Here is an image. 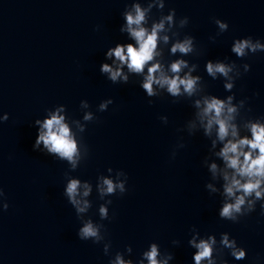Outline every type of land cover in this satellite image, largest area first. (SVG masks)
Returning a JSON list of instances; mask_svg holds the SVG:
<instances>
[{"label": "water", "instance_id": "obj_1", "mask_svg": "<svg viewBox=\"0 0 264 264\" xmlns=\"http://www.w3.org/2000/svg\"><path fill=\"white\" fill-rule=\"evenodd\" d=\"M128 2L0 0V114L10 113L0 122V186L9 201L7 210L0 209V264H108L102 242L78 237L80 220L63 187L67 171L95 184L109 166L129 174V191L113 195V218L104 221L113 254L132 244L135 259L156 240L162 250L175 253L173 264H193L188 239L195 225L201 234L215 232L218 238L228 231L248 248L243 260L226 255L230 264H264L259 204L239 222L225 220L218 215L222 198L205 187L211 177L202 161L210 141L183 127L194 112L190 101L167 93L148 97L136 77L114 84L99 71L107 47L127 39L119 26ZM168 7L177 9V18L190 17L181 34L197 38V51L187 58L199 63L207 90L229 94L222 79L206 73L207 59L247 61L251 70L232 91L237 99L251 97V111L246 106L242 112L264 114V52L243 58L231 52L236 36L264 37V0H168L165 12ZM214 17L228 20L230 27L212 40L218 31ZM107 97L114 103L97 112L99 120L87 122L83 137L90 155L76 170L33 149L38 127L33 121L47 108L63 103L71 115L82 117L81 99L96 110ZM161 115L169 117L167 123ZM181 138L185 146L173 158ZM90 199L87 215L99 220L102 201L95 190ZM174 239L180 244L173 245Z\"/></svg>", "mask_w": 264, "mask_h": 264}, {"label": "clouds", "instance_id": "obj_2", "mask_svg": "<svg viewBox=\"0 0 264 264\" xmlns=\"http://www.w3.org/2000/svg\"><path fill=\"white\" fill-rule=\"evenodd\" d=\"M167 4L168 0H130L126 3L121 12L119 31L127 34V39L107 47L99 71L114 84H127L136 77L148 97L167 93L176 99H188L194 112L183 127L189 134L202 132L210 141L202 163L211 177L205 184L206 189L210 195L219 194L222 198L218 215L239 222L254 212L258 204L264 215V114L251 116L242 112L246 106L248 112L251 111V105L247 103L251 97L237 99V93L232 91L237 79L250 71L252 65L247 61L240 65L229 57L207 59L206 73L213 79H222L229 94L221 96L208 91L199 63L187 58L197 51V38L191 33L181 34L190 17L177 18L175 7H168L165 12ZM154 9L159 10L158 15ZM213 19L218 31L210 38L215 40L230 25L226 19ZM231 52L241 58L264 52V37L236 36L231 43ZM255 95H260L259 91ZM113 103V97H107L93 110L87 98L81 99L82 117L71 115L63 103L47 108L45 115L37 116L33 121L38 126L33 149L66 161L71 170H76L90 155L89 145L83 137L87 122L99 120L97 112L108 110ZM9 116L7 111L3 112L0 122L8 120ZM160 119L167 123L169 117L161 115ZM184 146L185 141L181 138L172 157ZM65 176L63 195L80 220L77 235L81 240H91L95 244L102 242L103 251L109 257L108 264H173L175 253L162 250L156 240H152L135 259L131 255L132 244L112 253V241L104 221L113 218L114 213L110 210L113 195L122 196L129 191L127 171L109 166L107 174L101 172L95 184L71 171L65 172ZM94 190L102 201L98 206L99 220L87 215L93 206L90 197ZM6 195L4 187L0 186V209L3 210L9 208ZM190 231L188 245L194 249L193 264H230L226 255L235 260H243L248 255V248L228 231L221 232L219 238L215 232L201 234L195 225ZM172 244L178 245L180 240L174 239Z\"/></svg>", "mask_w": 264, "mask_h": 264}]
</instances>
